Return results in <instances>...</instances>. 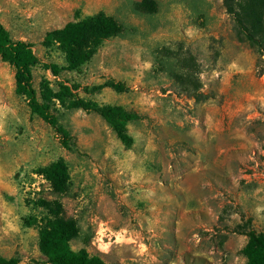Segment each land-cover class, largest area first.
Listing matches in <instances>:
<instances>
[{"label":"rangeland","instance_id":"374dc122","mask_svg":"<svg viewBox=\"0 0 264 264\" xmlns=\"http://www.w3.org/2000/svg\"><path fill=\"white\" fill-rule=\"evenodd\" d=\"M0 0V22L33 45L40 95L49 82L87 101L142 116L128 126L127 148L96 113L58 105L73 136L32 115L16 94L15 69L0 56V254L49 264L31 225L58 200L78 221L72 242L106 264H246V233L264 232V0L236 8L258 44L239 31L224 0ZM105 13L123 32L93 59L67 65L48 32ZM123 83L125 92L106 87ZM63 158L70 185L56 193L39 174Z\"/></svg>","mask_w":264,"mask_h":264},{"label":"trees","instance_id":"16d2710c","mask_svg":"<svg viewBox=\"0 0 264 264\" xmlns=\"http://www.w3.org/2000/svg\"><path fill=\"white\" fill-rule=\"evenodd\" d=\"M238 0H224L227 12L235 19L239 31L252 43L258 44L256 37L244 14L236 8ZM141 5L149 12L157 10L154 0H142ZM123 26L113 17L105 13L90 16L84 20L70 22L63 28L48 32L43 45L58 46L64 54L67 65L46 64L47 70L56 77L62 71H75L89 63L98 53L105 41L119 36ZM0 56L2 60L15 69L16 94L26 99L32 115H36L52 126L63 139L65 147L70 148L73 136L61 124V113L58 105L66 109L83 110L99 114L127 147L134 144L129 134L128 126L141 120L142 116L133 110L122 106L100 105L94 101L80 98L73 89L61 84L54 90L49 82L42 85L40 95L34 88L33 69L39 64V58L33 45L23 40H15L10 31L0 22ZM106 87L118 92H125L123 83L109 82ZM43 175L51 184L53 190L65 194L70 185L69 167L63 158L51 165L41 168ZM45 215L33 218L31 225H37L39 230V249L49 264H106L99 256H92L86 249L76 251L72 242L80 235L78 221L65 216L62 203L58 200H40L37 204ZM247 244L243 249L246 264H264V232L254 229L246 233ZM19 257L7 258L0 254V264H20Z\"/></svg>","mask_w":264,"mask_h":264}]
</instances>
